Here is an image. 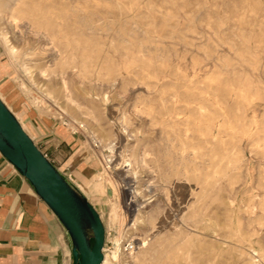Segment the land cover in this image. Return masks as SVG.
<instances>
[{
  "label": "rangeland",
  "instance_id": "1",
  "mask_svg": "<svg viewBox=\"0 0 264 264\" xmlns=\"http://www.w3.org/2000/svg\"><path fill=\"white\" fill-rule=\"evenodd\" d=\"M1 33L0 95L26 131L42 117L90 148L108 264H250L249 245L264 264V0H0Z\"/></svg>",
  "mask_w": 264,
  "mask_h": 264
},
{
  "label": "crops",
  "instance_id": "2",
  "mask_svg": "<svg viewBox=\"0 0 264 264\" xmlns=\"http://www.w3.org/2000/svg\"><path fill=\"white\" fill-rule=\"evenodd\" d=\"M29 121L33 139L47 157L80 189L84 186L91 190L86 177L93 175L94 157L82 139L48 119L35 116ZM0 264H75L65 227L1 152Z\"/></svg>",
  "mask_w": 264,
  "mask_h": 264
},
{
  "label": "water",
  "instance_id": "3",
  "mask_svg": "<svg viewBox=\"0 0 264 264\" xmlns=\"http://www.w3.org/2000/svg\"><path fill=\"white\" fill-rule=\"evenodd\" d=\"M0 152L61 221L72 243L75 264H102L106 227L101 214L47 157L1 97Z\"/></svg>",
  "mask_w": 264,
  "mask_h": 264
},
{
  "label": "bare ground",
  "instance_id": "4",
  "mask_svg": "<svg viewBox=\"0 0 264 264\" xmlns=\"http://www.w3.org/2000/svg\"><path fill=\"white\" fill-rule=\"evenodd\" d=\"M13 16V15H12ZM12 23L13 24H17L18 23V18L17 17H15L13 20H12ZM93 30V29H92ZM0 38L4 41V43H5V45H6V47H7V50H8V53L12 56V57H16V51H15V48H13V46H11V44H10V41H9V39L6 37V35L4 34V33H1L0 34ZM113 41V40H112ZM165 44V43H164ZM167 46V45H166ZM75 47V46H74ZM73 47V48H74ZM44 48V47H43ZM26 53V52H25ZM71 53V52H70ZM172 55V54H171ZM83 60V59H82ZM22 65V64H21ZM23 65H25V64H23ZM44 66V65H43ZM45 73H46V71H43V74L45 75ZM42 75V74H41ZM157 81V80H156ZM52 83V80L51 79H49L48 81H47V85L49 84H51ZM64 89L66 90V91H68L67 90V88L66 87H64ZM151 91V90H150ZM152 92H153V89H152ZM145 93V92H144ZM68 95V94H67ZM106 96V95H105ZM157 96V95H156ZM173 96V95H172ZM1 97V96H0ZM2 98V97H1ZM105 98V97H104ZM177 98V97H176ZM3 99V98H2ZM174 100V99H173ZM106 101V100H105ZM5 102V101H4ZM6 103V102H5ZM68 105L70 104L71 105V103H73L74 104V102L72 101V100H68ZM7 104V103H6ZM167 104V103H166ZM162 105V104H161ZM77 106V105H76ZM76 106H72L73 108H75ZM61 108H62V110L63 109H66L64 106H60ZM10 108V107H9ZM60 108V109H61ZM164 108V107H163ZM188 108V107H187ZM200 108V107H199ZM252 108V107H251ZM11 109V108H10ZM142 109V108H141ZM201 109H203V108H201ZM12 110V109H11ZM13 111V110H12ZM200 111V110H199ZM201 114V113H200ZM17 116V115H16ZM171 116V115H170ZM18 117V116H17ZM164 117V116H163ZM169 117V116H168ZM19 118V117H18ZM162 118V117H161ZM221 119V118H220ZM20 120V119H19ZM165 120V119H164ZM156 121V120H155ZM217 121H219V120H217ZM253 121V120H252ZM186 122H187V120H186ZM22 123V122H21ZM79 124H80V126H83L82 124V122L81 121H79ZM22 125H23V123H22ZM138 125V124H137ZM256 125V124H255ZM150 126V125H149ZM221 126V125H220ZM23 127H24V129H25V126L23 125ZM153 128V127H152ZM218 128H219V126H218ZM167 129V128H166ZM26 130V129H25ZM172 130V129H171ZM214 130V129H213ZM216 130V129H215ZM219 130V129H218ZM168 131V130H167ZM251 131V130H250ZM136 132V131H135ZM186 132V131H185ZM29 133V132H28ZM29 135L33 138V136L29 133ZM202 135V134H201ZM212 135V134H211ZM253 135V134H252ZM187 136V135H186ZM221 138H223V137H221ZM175 139V138H174ZM203 139V138H202ZM107 140H110V139H107ZM152 140V139H151ZM211 140H213V139H211ZM173 141V140H172ZM112 142V141H111ZM109 143V148L113 151L114 150V146L115 145H113V143ZM123 142V141H122ZM152 142V141H151ZM210 141H207V143H209ZM120 143V142H119ZM150 143V142H149ZM205 143V142H204ZM213 143V142H212ZM183 145V144H182ZM167 146V145H166ZM169 146V145H168ZM206 146V145H205ZM259 146V145H258ZM183 147H184V145H183ZM212 147V146H211ZM210 147V148H211ZM159 150V149H158ZM207 150V149H206ZM208 154V153H207ZM228 156V155H227ZM197 157V156H196ZM207 160V159H206ZM198 161V160H197ZM108 162H109V160H108ZM128 165V164H127ZM233 165V164H232ZM220 166V165H219ZM230 166V165H229ZM229 168V167H228ZM229 172V171H228ZM215 173H217V171L215 170V171H213V175H208L207 176V178H206V180L209 178H212V179H216V175H215ZM226 173H224V175H225ZM218 177V176H217ZM224 177H226V175L224 176ZM198 181V180H197ZM209 181V180H208ZM211 181V180H210ZM199 182V181H198ZM132 184L130 185V187H129V190H128V195H129V203L128 204H133V202H134V199H135V195H137V186H136V181H132L131 182ZM206 183V182H205ZM207 184V183H206ZM206 184H204L205 186H206ZM227 187V188H230V187H232L233 186V184H231V183H226V185L224 184V183H221L220 184V187H219V191H218V193L220 194V198L219 199H221L220 200V203H221V201L224 203V204H226L228 207H229V211L230 212H233L234 211V206H233V202L232 201H230V202H225L224 200H223V196H222V194H221V192H222V190L224 189V187ZM201 187V186H200ZM204 187V186H203ZM202 188V187H201ZM180 191V190H179ZM215 191V190H214ZM150 192H151V189H150ZM264 194V193H263ZM209 196H210V194H209ZM199 197V196H198ZM213 199V198H212ZM128 200V199H127ZM194 200V199H193ZM198 201H200V200H198ZM209 204V203H208ZM235 205V204H234ZM192 206V205H191ZM197 206V205H196ZM195 206V207H196ZM202 206V205H201ZM204 206V205H203ZM202 206V207H203ZM247 206V205H246ZM222 207V206H221ZM224 207V206H223ZM194 209V208H193ZM192 209V210H193ZM222 209V208H221ZM224 209V208H223ZM190 210V209H189ZM194 218H195V223L197 224L196 225V227H198L199 229H204L205 227V223L207 224L208 222L209 223H211V224H213L212 226L214 227L215 225H217V223L216 222H214V221H212L211 220V218L209 217L208 218V215H205V214H202L201 213V208H198V209H196L194 212ZM221 213V212H220ZM212 214V213H211ZM257 214V213H256ZM187 215H188V213H187ZM215 216V215H214ZM187 217H189V216H187ZM252 217V216H251ZM125 218V217H124ZM186 218V217H185ZM187 219H189V218H187ZM187 219H186V221H187ZM190 219H191V216H190ZM191 223V222H190ZM193 223V222H192ZM188 224V223H187ZM208 225V224H207ZM191 226V225H190ZM216 227V226H215ZM197 229V228H196ZM255 229V228H254ZM214 230V229H213ZM210 231V230H209ZM208 231V232H209ZM222 231H224V230H222ZM221 231V232H222ZM251 231V230H250ZM200 232V231H199ZM188 233V232H187ZM228 233V232H227ZM207 234V233H206ZM212 234H214L213 232H212ZM224 234V233H223ZM245 235H247V233H245L244 231H243V229L240 227V228H237V227H234V225H232V227H231V230H230V240H232L233 242H235V243H240V244H246L247 242H246V240H245ZM181 236V235H180ZM210 236V235H209ZM212 236V235H211ZM214 236V235H213ZM185 238V237H184ZM196 238V237H195ZM200 238H201V236H200ZM261 238V237H260ZM197 239V238H196ZM211 239H213V238H211ZM144 241H146V240H144ZM166 241V240H165ZM195 241H197V240H193V242H195ZM220 241V240H219ZM251 241V240H250ZM209 243V242H208ZM221 243H223V242H221ZM234 243V244H235ZM250 243H252V241L250 242ZM258 243H261V240H259L258 241ZM190 244V243H189ZM191 244H193V243H191ZM264 244V243H263ZM144 245V244H143ZM148 245V244H147ZM231 245V244H230ZM149 246H151V245H149ZM219 246V245H218ZM234 246H236V245H234ZM250 246V253H249V258H250V264H258V262L256 263V261H254L253 259L255 258V256H254V254H256V253H258L259 251H257L254 247H253V245H249ZM152 247V246H151ZM149 248V247H148ZM239 248V247H238ZM140 249V248H139ZM150 249V248H149ZM149 249H147V250H149ZM213 250V249H212ZM209 251V250H208ZM210 251H211V249H210ZM186 252H188V251H186ZM199 252V251H198ZM212 252V251H211ZM264 252V251H263ZM143 253V252H142ZM144 253H146V252H144ZM200 253V252H199ZM184 254V253H183ZM186 254V253H185ZM190 254V253H189ZM207 254V253H206ZM259 254V253H258ZM229 255V254H228ZM135 256V255H134ZM260 256H262V257H264V254H261ZM135 257H137V256H135ZM139 258H140V256H139ZM228 258V257H227ZM248 257H246V259H247ZM133 259V258H132ZM137 259V258H136ZM139 260H137V262H138ZM223 261V260H222ZM183 262V261H182ZM190 263V262H189ZM226 263V262H225ZM102 264H108V258L105 256V259H104V261H103V263Z\"/></svg>",
  "mask_w": 264,
  "mask_h": 264
}]
</instances>
